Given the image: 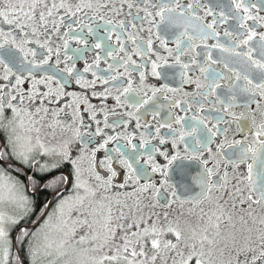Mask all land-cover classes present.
<instances>
[{"label":"snow or ice","instance_id":"6c2138e0","mask_svg":"<svg viewBox=\"0 0 264 264\" xmlns=\"http://www.w3.org/2000/svg\"><path fill=\"white\" fill-rule=\"evenodd\" d=\"M0 137V264H264V0H0Z\"/></svg>","mask_w":264,"mask_h":264},{"label":"flooded vegetation","instance_id":"af4514ba","mask_svg":"<svg viewBox=\"0 0 264 264\" xmlns=\"http://www.w3.org/2000/svg\"><path fill=\"white\" fill-rule=\"evenodd\" d=\"M116 2L118 3V0H116ZM133 11H135V10H133ZM141 15H143V14H141ZM121 18H123V17H114L113 19L115 21V20H118V19H121ZM128 19H131V18L129 17ZM135 23H136L137 29L141 27V21L140 20H136ZM143 27L146 29L147 28V24L145 23L143 25ZM135 31H136V29H133L130 26L127 29V32H129V33H135ZM153 31H155V30L153 29ZM116 34L117 33H113L112 34L113 35L112 40L106 42L107 44H110L113 48H115L116 43H117L116 42V39H115ZM119 34L127 41V49H128V51L129 52H132V49L135 48L136 45H133L131 43V41L127 40V37L125 36V34L123 32H119ZM140 37H142V40H147V38H148V32L147 31L141 32L140 33ZM153 39H154V37H153ZM142 40H138V43H142ZM213 42L214 41H212V40H209L208 41L209 44H211ZM72 47L75 48V47H78V45H76L73 42ZM154 47H158V42H156V44L154 45ZM161 54H164L163 53V50H161ZM94 55H95V50L92 51V52H88L86 54V58H87V60H88L89 63H91L92 60L94 59ZM101 55H104V53H101ZM119 55L120 56H124V53H119ZM203 55L206 56V53H204ZM214 55H218V53H215L214 52ZM146 58L147 57H145V59ZM133 59H135L139 63L141 58L139 56L133 55ZM153 59H155V57H153ZM83 64H84V61L83 60H80L77 63V67L82 70ZM213 67H219V66L214 65ZM106 68H107V64L104 63V61L102 60L101 61V64H100V68L97 70L98 74L103 75L104 74V70ZM119 70L121 72L124 71L123 68H120ZM168 71L170 72V71H172V69H168ZM148 73H149V77H148V81H147L148 84H150V85L151 84H155L156 86H159V84L161 83V81H157L155 77H152L150 75V73H151V65L150 64L148 66ZM133 74L136 75V73H133ZM85 76H86L87 79H91L92 78L90 73L85 74ZM169 84H170L171 87H174V88L179 89L175 93H168L169 97H171L172 99L181 100V101L187 100L189 102H193L196 99V97H194V96H184V92H189V93L194 92L195 91V86L194 85H191V84H182L181 83V80H180V77H179L178 71H177V75H176L175 79L170 80L169 81ZM96 90L97 91H102L103 90L102 89V86L99 83L97 84ZM68 91H75L77 93H81L83 90L80 89V87L73 82L69 86ZM88 94L90 96L91 103H93L94 105H96L97 106V109H99V108H101L103 106V103H102V101L100 99H97L96 97H91L90 91L88 92ZM106 103H107L108 107H112L114 105V101L111 98H109L106 101ZM185 107H186V105H185ZM196 107L197 106L195 105V103H193V109L191 111L187 112V113H185L184 111H181L180 108L171 109L170 111L172 113H174L175 115H181V116L187 115V117L189 118V120H191V118L194 115H197L198 114L196 112ZM209 107H210L209 105H205V108L206 109L209 108ZM217 107H219V106H217ZM118 111H123V110L122 109H118ZM231 111L235 112L237 115H239L242 112H246V110L243 107L233 108ZM84 115H85V118L87 119V115L88 114L87 113H84ZM164 115L165 114L162 113L161 116H158L155 119H153L151 113H148L146 115V117L145 116H142L141 117L140 124L143 126L144 123H145V120H147L148 122H150L152 124L153 129H154L155 127H158L159 126V123L161 122V120H162V118H163ZM200 115H208V113L205 112V113L200 114ZM212 115L213 116H219V115L225 116L226 122L225 123H221L219 125V127L221 129H224V128L228 127L227 136H228L229 139H231L232 136L234 134H236L237 124L234 123V122H232V118L230 116H227V114H225V113H222V112L221 113H215L214 112V113H212ZM100 118L102 119V116ZM109 119L111 121V120L118 119V117H111L110 116ZM213 123H215V120H213ZM229 124H231L230 127H229ZM173 127H177V126L176 125H173ZM117 131H121V129L118 128ZM141 131H143V128L137 129L136 128V121L133 119L129 123L128 128L126 129V131H125L124 134H126V135L135 134V136H136V141L135 142L138 144L139 143V140H140V133H141ZM161 132L162 133H166L167 132V129H161ZM153 135H154V132H153ZM145 138H147V135L145 136ZM0 139H2V137H0ZM218 139H223V136L218 137ZM152 143L153 144H157L162 150H167V151L172 152V153L175 152V149L172 148V144H171V141L170 140L165 145H159L157 140H153ZM97 155H98V158L99 159H103V152L102 151L100 153H98ZM156 155H157V159L159 161H163V157H160L158 154H156ZM70 169H71V164H66L65 165V168H64V171L65 172H68V171H70ZM11 175L14 176V177H17L21 181H23L25 179V176H24V173L23 172L17 173L15 171H11ZM28 175H31V172H28ZM121 180H122V177H117V182H119ZM68 190H69V192L71 191V185L68 186ZM64 194L67 195L68 192H65ZM45 198H47L48 200H51L52 199V196H51L50 193H44L43 195L40 196V199L41 200H44ZM49 210H51V209H49ZM13 251L15 252V249H13Z\"/></svg>","mask_w":264,"mask_h":264}]
</instances>
